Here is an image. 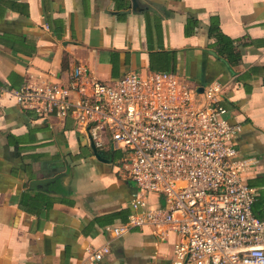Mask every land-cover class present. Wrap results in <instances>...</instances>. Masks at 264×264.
Masks as SVG:
<instances>
[{
    "label": "crops",
    "instance_id": "crops-1",
    "mask_svg": "<svg viewBox=\"0 0 264 264\" xmlns=\"http://www.w3.org/2000/svg\"><path fill=\"white\" fill-rule=\"evenodd\" d=\"M211 18L234 40L236 65L210 46ZM77 65L105 83L170 72L199 93L224 85L220 103L240 126L234 144L264 218V0H0V264H171L175 235L107 232L127 222L138 196L121 152L109 146L98 160L71 120L37 118L11 95L65 84ZM144 201L165 207L156 194Z\"/></svg>",
    "mask_w": 264,
    "mask_h": 264
},
{
    "label": "built area",
    "instance_id": "built-area-1",
    "mask_svg": "<svg viewBox=\"0 0 264 264\" xmlns=\"http://www.w3.org/2000/svg\"><path fill=\"white\" fill-rule=\"evenodd\" d=\"M225 86L199 93L176 73H128L113 83L77 65L65 84L25 87L11 93L37 118L71 120L100 155L119 150L120 171L138 190L127 222L107 228L112 238L151 228L176 236L171 264H264V221L252 205L256 191L234 144L239 125L226 119ZM162 196L148 209L144 198ZM110 252L88 253L91 263Z\"/></svg>",
    "mask_w": 264,
    "mask_h": 264
},
{
    "label": "trees",
    "instance_id": "trees-1",
    "mask_svg": "<svg viewBox=\"0 0 264 264\" xmlns=\"http://www.w3.org/2000/svg\"><path fill=\"white\" fill-rule=\"evenodd\" d=\"M207 36L210 39H213L214 42L210 44V46L214 49V52L219 58H222L226 61L229 66L236 65L240 61V53L237 51L236 46L234 45V40L230 39L229 37L225 36L220 32L218 20L215 18L210 19V23L207 29ZM108 152H102V156L106 158ZM257 197V193L254 198ZM253 206V205H252ZM253 212V207H252ZM254 214V212H253ZM256 218L259 220L264 221V218H261L254 214Z\"/></svg>",
    "mask_w": 264,
    "mask_h": 264
},
{
    "label": "water",
    "instance_id": "water-1",
    "mask_svg": "<svg viewBox=\"0 0 264 264\" xmlns=\"http://www.w3.org/2000/svg\"><path fill=\"white\" fill-rule=\"evenodd\" d=\"M90 146H91V149H92V151H93L94 156H95L98 160L103 161V160L101 159V155L95 151V149L93 148L92 145H90ZM40 183H46V182H45V181H44V182H33L31 186L34 187V186H37V184H40Z\"/></svg>",
    "mask_w": 264,
    "mask_h": 264
}]
</instances>
